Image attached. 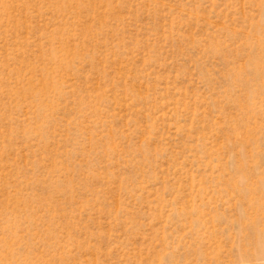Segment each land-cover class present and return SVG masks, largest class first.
Returning <instances> with one entry per match:
<instances>
[{"label":"rangeland","instance_id":"374dc122","mask_svg":"<svg viewBox=\"0 0 264 264\" xmlns=\"http://www.w3.org/2000/svg\"><path fill=\"white\" fill-rule=\"evenodd\" d=\"M0 264H264V0H0Z\"/></svg>","mask_w":264,"mask_h":264}]
</instances>
